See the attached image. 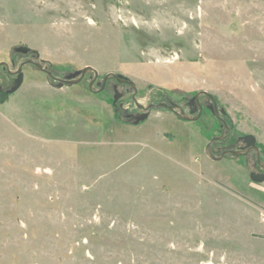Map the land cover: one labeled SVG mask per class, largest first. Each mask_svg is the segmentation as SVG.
<instances>
[{
	"label": "rangeland",
	"instance_id": "374dc122",
	"mask_svg": "<svg viewBox=\"0 0 264 264\" xmlns=\"http://www.w3.org/2000/svg\"><path fill=\"white\" fill-rule=\"evenodd\" d=\"M21 45L59 77L123 74L141 103L189 112L206 90L230 126L214 154L246 134L264 148V0H0V62L16 70ZM23 72L8 93L0 66V264H264V181L206 154L223 126L209 109L133 124L91 72Z\"/></svg>",
	"mask_w": 264,
	"mask_h": 264
},
{
	"label": "water",
	"instance_id": "95a60500",
	"mask_svg": "<svg viewBox=\"0 0 264 264\" xmlns=\"http://www.w3.org/2000/svg\"><path fill=\"white\" fill-rule=\"evenodd\" d=\"M14 50L16 52H21L23 54H28V53H32L35 55V57H31L29 59H27L26 61L20 63L17 67L16 70H11L9 67V64L7 62H0V66H3L4 68L7 69V71L11 74L16 75V78L14 80V84L13 86L7 90L8 93H13L16 90H18L21 85L23 84L24 81V72H23V67L24 65L28 64V63H33L34 65H36L38 68H40L41 70H43L44 72H46L50 77L57 79L60 81L61 85L63 84H76L79 83L84 76L86 75V73L89 72H93L94 76L92 81L90 82L89 86L90 88L93 90V86H94V81L97 79L99 73L98 71L92 67V66H85L82 69L79 70H75L74 72H70L68 73L65 78H57L52 74V71L45 68L42 64V62L40 61V56L39 54L35 51L32 50L30 47L25 46V45H21V46H16L14 48ZM110 77H114L116 78V80L120 83H126L128 85H130L133 89V98L135 103L137 104L138 107L140 108H144L146 109V112L142 115H140L137 119V121L135 123H139L141 121H144L148 118L149 116V110L152 107H166L169 110H171L172 112L175 113V115L182 120H186V121H196L202 113V105L200 104V97L202 95L206 96L207 99H209L211 101L209 108L214 112V114L220 118V112L225 114V110L223 108L219 109L218 108V104H217V100L215 98V96L213 94H211L210 92L206 91V90H202L200 92H198L195 95V100L197 101V103H199V111L197 114L194 115V113L197 111L196 108H191L190 112H186L182 106L178 103H176L175 101H173L170 98H167L168 102L166 101H161L158 102L157 104H149L147 107L142 106V104L137 100V98L135 97L136 93H137V87H136V83L131 80L129 77L123 75V74H115V73H108L101 82V89L104 88V85L106 83V81L110 78ZM100 85V83L98 84ZM119 99V94H116L114 96V101L113 104L116 105L117 101ZM230 132V126L229 124L223 120V126H222V132L218 135V136H214L210 139L208 145L206 146V154L208 156H210V158H212L213 160H219L224 158L227 155H242L245 152H247L250 149L255 150L258 155H260V148L257 145V139L253 134H246L240 137L241 139V146L244 148L243 150H229L226 149L224 151H222V153L219 156H216L214 154V149H213V144L216 141H223L227 138L228 134ZM248 147V148H246ZM245 150V151H244ZM264 151V149H263ZM249 172H250V177L254 180V181H258V182H262L264 181V173H259L258 171H256L253 168H249ZM259 174V175H258ZM258 175V176H257Z\"/></svg>",
	"mask_w": 264,
	"mask_h": 264
},
{
	"label": "flooded vegetation",
	"instance_id": "af4514ba",
	"mask_svg": "<svg viewBox=\"0 0 264 264\" xmlns=\"http://www.w3.org/2000/svg\"><path fill=\"white\" fill-rule=\"evenodd\" d=\"M31 57H35V55L34 54H32L31 53ZM30 57V58H31ZM29 59V58H28ZM91 73H93V72H91ZM53 74V73H52ZM54 75V74H53ZM67 75V74H66ZM65 75V76H66ZM55 77H57V78H65V76L64 77H59V76H56V75H54ZM93 76H94V74H93ZM93 76L91 77V80H90V82L92 81V79H93ZM15 78H16V75H15ZM104 78V77H103ZM103 78H99V77H97V79L94 81V84H96L97 86H100V88L99 89H101V82H102V79ZM54 79V78H53ZM54 80H56V81H58L59 82V84H61L60 83V81L59 80H57V79H54ZM111 80H113L112 82H110ZM100 83V85H98ZM90 84V83H89ZM126 83H120V82H118L117 80H116V78H114V77H110L107 81H106V83H105V85H104V88L103 89H105L108 85H111V88H112V90H113V92H114V96L116 95V94H119V99H118V101H117V104L116 105H114L113 104V106H114V109H115V112H116V114L118 115V117L122 120V121H124V122H129V123H133V124H140L141 122H143V121H141V122H139V123H135L136 121H137V119H138V117L140 116V115H142V114H144L145 112H146V109H144V108H140V107H138L137 106V104L135 103V101H134V98H133V94H132V96H131V100L133 101V103H134V105L137 107V109H134V108H131L129 105H127L124 101H122L123 100V98H124V96H125V94L126 93H128V90L127 89H125L124 88V86L123 85H125ZM122 85V86H121ZM102 90V89H101ZM114 96H113V101H114ZM135 97L137 98V96L135 95ZM137 100H138V98H137ZM167 100V99H166ZM139 101V100H138ZM140 102V101H139ZM161 102V101H160ZM166 102H168V100L166 101ZM200 104L202 105V112H203V109L204 108H207V109H209L212 113H214L210 108H209V105H210V103H211V101L209 100V99H207L206 98V96H204V95H202L201 97H200ZM141 103V102H140ZM142 104V106H144V107H147L149 104H157V103H153V102H148V103H141ZM179 104V103H178ZM181 105V104H180ZM189 112H190V109L191 108H196V112L194 113V115L195 114H197L198 113V111H199V103H197V101L195 100V98H192L191 99V101H189ZM182 106V105H181ZM155 107V106H154ZM154 107H152L150 110H149V114H150V112H151V110L154 108ZM182 108H183V106H182ZM219 108V107H218ZM184 109V108H183ZM220 109V108H219ZM185 110V109H184ZM202 114V113H201ZM220 114H223V113H221L220 112ZM219 119H221L222 120V122H223V118L221 117V115H220V118ZM228 137V136H227ZM241 137V136H240ZM240 137H238L235 141H234V143L233 144H231V145H228V146H226V148L225 149H223L222 151H224V150H226V149H229V150H243L244 148L241 146V139H240ZM224 141V140H223ZM246 148H248V147H246ZM260 148V147H259ZM213 149H214V151L215 152H217V151H219L221 148H216L215 146H214V144H213ZM264 149V148H263ZM263 149H260V155H258V153L255 151V150H253V149H250V150H248L247 152H245L244 154H242V156H244L245 157V161L247 162V164L249 165V168H253V169H255L256 171H258L259 173H264V151H263ZM245 151V150H244ZM222 153V152H221ZM228 156H238V155H228ZM259 175V174H258ZM257 175V176H258Z\"/></svg>",
	"mask_w": 264,
	"mask_h": 264
}]
</instances>
